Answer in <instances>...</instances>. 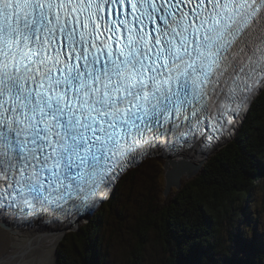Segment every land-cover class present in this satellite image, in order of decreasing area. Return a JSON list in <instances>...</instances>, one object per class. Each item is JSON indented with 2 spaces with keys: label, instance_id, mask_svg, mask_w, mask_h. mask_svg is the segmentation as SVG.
<instances>
[{
  "label": "snow or ice",
  "instance_id": "snow-or-ice-1",
  "mask_svg": "<svg viewBox=\"0 0 264 264\" xmlns=\"http://www.w3.org/2000/svg\"><path fill=\"white\" fill-rule=\"evenodd\" d=\"M260 89L264 0H0V221H70L153 150L214 151Z\"/></svg>",
  "mask_w": 264,
  "mask_h": 264
},
{
  "label": "trees",
  "instance_id": "trees-1",
  "mask_svg": "<svg viewBox=\"0 0 264 264\" xmlns=\"http://www.w3.org/2000/svg\"><path fill=\"white\" fill-rule=\"evenodd\" d=\"M204 164L195 177L176 189L170 203L161 206L156 204L158 201L155 202L152 196L153 204L147 189L139 193L136 201L142 198L138 201L140 216L134 224L140 226V233L134 244L135 251L131 252L134 262L142 258L148 243L145 235L152 232L158 234L156 242L162 245L164 254L173 242L175 250L165 254L171 264H246L241 261L246 260L244 256L230 252L231 248L225 249L237 256L238 260H232V256L226 257L224 254L217 257L216 261L212 260L220 252L216 245L220 233L226 234L230 230L231 243L244 244L238 238L246 236V233H241L240 227L244 220L247 223L250 220V216L247 213L245 215L247 204L254 183L258 184L259 179H264V91L254 101L237 136ZM142 165L131 170L121 180L115 196L103 206V210L94 215L91 219L93 223L77 234L79 242L72 244L73 253L63 243L62 252L58 254L61 257L60 264H68L70 255L77 258L79 264H84V260L95 255L98 232L94 227L101 221L104 210L109 216L116 212V200L122 182L132 186L135 183V178H132L134 174L138 176ZM118 218L121 220L120 215ZM258 243L264 247V241L258 239ZM224 246L234 247L232 244ZM251 251L253 263L264 264L263 250L252 248ZM86 253L90 256L85 257Z\"/></svg>",
  "mask_w": 264,
  "mask_h": 264
},
{
  "label": "rangeland",
  "instance_id": "rangeland-1",
  "mask_svg": "<svg viewBox=\"0 0 264 264\" xmlns=\"http://www.w3.org/2000/svg\"><path fill=\"white\" fill-rule=\"evenodd\" d=\"M221 149L222 146L219 149H216L215 153ZM215 153H212L207 158V160H209L210 157ZM165 163V160L159 158L147 161L144 163L145 166H141L138 176L134 174L132 179L135 178V183L132 186L127 185L125 181L122 182L120 191L118 193L119 196L116 200V203L118 202L117 210L110 216L107 214L106 210L103 211V217L101 218V221L98 225H96V228L94 227V230L98 232V241L96 242L95 255L84 260V264H171L170 260H166L165 254L168 255L170 251L173 252V249L175 250V246L173 247V242L169 244L170 246L167 247V251L164 254L162 253V245H159L156 242L158 240V234H154L152 232L145 235L148 238V243L142 252V258H138V261L134 262L131 257V252L135 251L134 244L136 242V238L140 233V226H136L134 224L137 217L140 216V211L138 209L140 202L138 203V201L142 198H139L136 201V199L139 197V193H142L147 189L148 192H150L149 196L151 201H153V196L154 200L156 199L155 202L158 201L156 204H160L161 206L165 205L166 203H170V199H173V196L175 195L176 188L174 186L171 187L167 196L164 195L167 173V170L164 168ZM195 163L199 169L198 172L189 179L186 178L187 175H183L181 179H179L180 187L200 172V170L205 165V160H202L201 164L197 160ZM168 169L169 171L175 173V170L171 168V166H169ZM258 183L259 184L254 183L255 189H253L251 198L248 201L247 213L248 216H251L250 220L248 223L245 222L241 229V233L244 231L246 236H240L238 238L239 241L244 244L231 243L229 240V233L231 231L227 229L228 233L225 234L222 232L216 238V245L219 247L220 252L218 255H215L212 261H216L217 257L223 254L226 257L232 256V260H238L237 256L242 255L246 259L241 260L242 263L252 264L254 262L252 259V248H255L258 251L263 250L264 253V247L258 243V239L264 240V188L262 189V187H264V179H259ZM155 202L153 201V204ZM103 209L104 207L102 210ZM119 215L121 220L118 218ZM92 220L90 219V221H88L85 225L81 227L79 226L77 230L68 228L70 230H66L64 235L59 238L56 248V256L62 252L61 249L63 247V243L68 248L69 252L73 253L72 244L74 242H79L77 234L86 229L88 225L90 226L93 223ZM110 233H112V238H110ZM242 238L245 239L249 244H247ZM252 243L254 244V247L252 246ZM227 244H232L234 247L224 246ZM225 248H231L230 252H236L237 256L231 255L230 252ZM87 256H90L89 253L85 254V257ZM69 258L71 260L68 264H79L77 258H74L72 255H70ZM60 261L61 257L58 255L56 264H60Z\"/></svg>",
  "mask_w": 264,
  "mask_h": 264
},
{
  "label": "bare ground",
  "instance_id": "bare-ground-1",
  "mask_svg": "<svg viewBox=\"0 0 264 264\" xmlns=\"http://www.w3.org/2000/svg\"><path fill=\"white\" fill-rule=\"evenodd\" d=\"M221 146L223 147L224 144ZM162 159L166 161L168 174L171 175L168 179L169 184H173L179 176L194 172L197 168L196 160L200 163L203 157L189 152L177 157L163 155ZM169 166L175 170V173L169 171ZM186 166L189 169H186ZM11 220L8 219L6 223L0 221V252L7 249L12 256L13 264H56V248L59 238L66 230L77 229L85 225L90 218H74L69 221L70 226H64L55 221L48 224L49 228L42 222H38L36 228L32 230L21 229Z\"/></svg>",
  "mask_w": 264,
  "mask_h": 264
},
{
  "label": "water",
  "instance_id": "water-1",
  "mask_svg": "<svg viewBox=\"0 0 264 264\" xmlns=\"http://www.w3.org/2000/svg\"><path fill=\"white\" fill-rule=\"evenodd\" d=\"M165 165V164H164ZM187 167V166H186ZM138 168V167H137ZM165 170H167V167L166 165L164 166ZM187 169H189V167H187ZM198 172V169L195 168L194 172H191V173H188V175L186 176V178H191L192 176H194L196 173ZM183 175L179 176L178 178H176L174 180V183L173 184H169V181L168 179L171 177L170 174H168V170H167V173H166V184H165V189H164V195L167 196L171 187L174 186L176 189H179L180 187V181H179V178L182 177ZM27 230V229H25ZM58 259V256H56V260Z\"/></svg>",
  "mask_w": 264,
  "mask_h": 264
}]
</instances>
